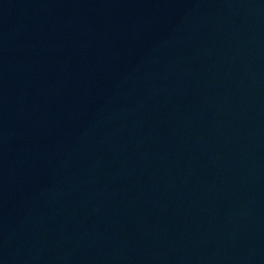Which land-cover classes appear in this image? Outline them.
Masks as SVG:
<instances>
[{"label":"water","instance_id":"water-1","mask_svg":"<svg viewBox=\"0 0 264 264\" xmlns=\"http://www.w3.org/2000/svg\"><path fill=\"white\" fill-rule=\"evenodd\" d=\"M157 0H0V42L43 34Z\"/></svg>","mask_w":264,"mask_h":264}]
</instances>
